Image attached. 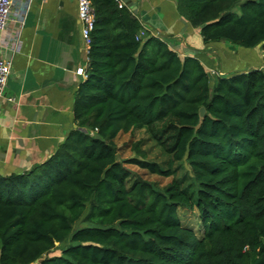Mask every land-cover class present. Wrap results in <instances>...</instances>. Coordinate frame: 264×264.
<instances>
[{
	"label": "trees",
	"instance_id": "16d2710c",
	"mask_svg": "<svg viewBox=\"0 0 264 264\" xmlns=\"http://www.w3.org/2000/svg\"><path fill=\"white\" fill-rule=\"evenodd\" d=\"M89 1L75 128L44 163L0 176V264H264V72L211 79L116 0ZM174 3L203 44L258 47L264 67V0ZM134 130L166 166L141 141L121 158L116 141Z\"/></svg>",
	"mask_w": 264,
	"mask_h": 264
},
{
	"label": "crops",
	"instance_id": "0c3cea01",
	"mask_svg": "<svg viewBox=\"0 0 264 264\" xmlns=\"http://www.w3.org/2000/svg\"><path fill=\"white\" fill-rule=\"evenodd\" d=\"M118 2L136 12L131 13L143 32L164 41L180 59L196 58L207 73L228 77L262 70L261 61L241 66L240 48L203 44L197 29L178 16L174 0ZM0 46L10 64L0 99V176H9L44 163L75 128L73 101L87 63L76 0H32L26 9L15 0Z\"/></svg>",
	"mask_w": 264,
	"mask_h": 264
},
{
	"label": "rangeland",
	"instance_id": "374dc122",
	"mask_svg": "<svg viewBox=\"0 0 264 264\" xmlns=\"http://www.w3.org/2000/svg\"><path fill=\"white\" fill-rule=\"evenodd\" d=\"M232 46V45H231ZM234 47V46H232ZM237 48V47H236ZM234 48V49H236ZM244 53L241 59V66L247 64V63H256L257 65L259 64V61L262 62V53L260 51V48L256 47L254 49H243L240 48ZM233 54V53H232ZM261 69L264 72V67L261 65ZM209 77L212 79V77H215V75L212 72L208 73ZM162 128V126L158 125L156 126V130L159 131ZM141 141L142 143L140 144V149L144 151L146 159L150 161H155L157 163L162 164L163 166H166L165 163L168 161V158L165 154H163L158 147H155L154 143L149 140L148 136L146 133H144L143 130H134L128 135H121L116 141V144L118 147H122V152L120 153L122 159H127L130 157H133V153L131 151V146L132 144ZM173 165L177 166V162H173ZM184 165V164H183ZM128 169L132 170L133 172L137 173L139 176H141L143 179L147 181H153L156 182L160 187L165 186L170 179H162L154 176H150L142 171H139L135 167L127 166ZM187 167L181 166L178 170H176V177H181V175L187 174L185 171ZM180 217L182 218L185 223L188 225H192L193 221L195 220L194 213H180ZM58 252H55L51 255H58ZM49 255V256H51ZM39 263V261H36L34 264Z\"/></svg>",
	"mask_w": 264,
	"mask_h": 264
},
{
	"label": "built area",
	"instance_id": "2783aa9c",
	"mask_svg": "<svg viewBox=\"0 0 264 264\" xmlns=\"http://www.w3.org/2000/svg\"><path fill=\"white\" fill-rule=\"evenodd\" d=\"M15 0H0V42L2 34L5 32L7 28V23L10 21L11 10L14 5ZM21 7H28L29 3L32 0H18ZM118 8H122L123 6L116 0ZM77 7V19L81 25V39L84 46L87 49L90 44V33L93 29V11L90 6L89 0H76ZM143 32L140 33L139 36H142ZM10 73V64L8 61L4 60L1 57V46H0V99L3 97V92L6 86L7 78ZM83 76L86 78L85 73ZM12 98L8 99V102H13Z\"/></svg>",
	"mask_w": 264,
	"mask_h": 264
},
{
	"label": "water",
	"instance_id": "95a60500",
	"mask_svg": "<svg viewBox=\"0 0 264 264\" xmlns=\"http://www.w3.org/2000/svg\"><path fill=\"white\" fill-rule=\"evenodd\" d=\"M131 12L135 15L136 12L131 8ZM204 114H205V111L203 108H200L199 109V112H198V115L200 118H203L204 117ZM95 140H100V138L98 136H95L94 137ZM116 160L118 161V157H116Z\"/></svg>",
	"mask_w": 264,
	"mask_h": 264
}]
</instances>
